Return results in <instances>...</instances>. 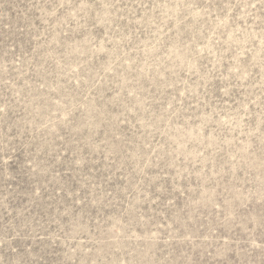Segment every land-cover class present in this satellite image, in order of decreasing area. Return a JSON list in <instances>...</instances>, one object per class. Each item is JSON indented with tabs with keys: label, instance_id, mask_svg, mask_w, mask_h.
Segmentation results:
<instances>
[{
	"label": "rangeland",
	"instance_id": "rangeland-1",
	"mask_svg": "<svg viewBox=\"0 0 264 264\" xmlns=\"http://www.w3.org/2000/svg\"><path fill=\"white\" fill-rule=\"evenodd\" d=\"M0 264H264V0H0Z\"/></svg>",
	"mask_w": 264,
	"mask_h": 264
}]
</instances>
